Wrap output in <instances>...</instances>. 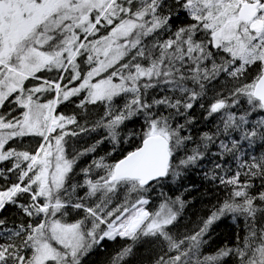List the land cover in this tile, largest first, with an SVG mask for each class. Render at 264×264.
<instances>
[{
  "label": "snow or ice",
  "instance_id": "1",
  "mask_svg": "<svg viewBox=\"0 0 264 264\" xmlns=\"http://www.w3.org/2000/svg\"><path fill=\"white\" fill-rule=\"evenodd\" d=\"M63 104L80 111L57 112ZM97 105L103 114L89 127ZM195 109L216 117L215 131L193 135ZM97 129L105 135L95 144L69 151L68 138ZM105 140L112 151L77 168ZM257 145L264 0H0V179L15 175L0 189V213L13 205L27 217H0V264H86L117 238L127 243L110 264H134L145 243L157 245L152 264H264ZM206 161V178L230 191L198 230L179 233L186 201L161 192L152 209L149 194ZM74 212L84 216L69 222ZM226 216L239 222L235 243L206 254L211 226Z\"/></svg>",
  "mask_w": 264,
  "mask_h": 264
},
{
  "label": "trees",
  "instance_id": "2",
  "mask_svg": "<svg viewBox=\"0 0 264 264\" xmlns=\"http://www.w3.org/2000/svg\"><path fill=\"white\" fill-rule=\"evenodd\" d=\"M41 76L48 78H54L55 73H41ZM79 99V98H74ZM71 106L70 104L68 105ZM73 106V104H72ZM74 107V106H73ZM103 106H89L90 118H92V123L94 120L98 119L103 114ZM195 114L198 117L197 127L195 128L193 135H197L203 131H215L216 117L212 120L204 121L202 119L203 110L195 109ZM64 112L69 113V109ZM63 112V113H64ZM65 114V113H64ZM131 127V125L129 126ZM139 125H137V128ZM105 135L103 129H97L92 131L91 137L86 140V143L91 141V145L95 144L98 139H101ZM78 139V138H77ZM36 139H33L30 143L25 144V147L32 146V149L36 147V143L33 144ZM77 143H74L76 146ZM132 146L131 141L128 144L121 145V149L124 151L128 150ZM112 151V145L105 140L104 143L100 144L96 148V152L88 157V160L93 158V156H104ZM251 154L261 155L264 154V147L257 145ZM123 151L117 150L113 155L109 157L111 161H116L122 158ZM248 157H245L247 159ZM228 164L226 167L235 170V161L231 157L226 158ZM90 160V161H91ZM90 163V162H89ZM87 166V165H86ZM84 165V167H86ZM3 167V165H0ZM79 168V167H77ZM212 164L210 162H205L203 168L193 169L189 171L185 176H183L179 181L169 182L157 189H154L149 195L151 197L152 203L149 208L155 209L158 207L164 199L160 195L161 192L169 197L175 198L176 196L182 197L186 201V206L183 213L177 222V230L179 233L190 234L198 230L202 225L203 220L206 219L214 206H219V204L227 197L230 191L225 186L220 185L217 181L210 180L204 175L205 172L210 171ZM231 174V173H229ZM79 179V175L77 176ZM15 180V175H11L8 181L0 179V188H4ZM28 197L25 195L22 202H27ZM120 201V197H117L116 203ZM84 214L82 212H74L67 220L73 222L77 219H82ZM0 217L6 218L9 223L12 222H22L26 221L27 217H24L21 210L13 205H8L5 210L0 213ZM237 223H233L232 219L228 216L215 222L208 233L206 239L208 243L204 247V252L206 254H212L220 247L225 244L231 245L235 243V236L237 232ZM210 237V238H209ZM127 243V241L117 238L116 240H105L102 242V246L95 247L88 257H86V264H110L111 258ZM157 251V245L152 243H145L144 245L138 246L135 257H133L134 264H152L155 253Z\"/></svg>",
  "mask_w": 264,
  "mask_h": 264
},
{
  "label": "rangeland",
  "instance_id": "3",
  "mask_svg": "<svg viewBox=\"0 0 264 264\" xmlns=\"http://www.w3.org/2000/svg\"><path fill=\"white\" fill-rule=\"evenodd\" d=\"M42 73H45V72H42ZM28 83L32 84L33 81H29ZM47 98H49V97L46 96L45 99H47ZM63 105H61L60 107L62 108ZM64 113H65V115H70L68 112H64ZM81 123H85V121H83ZM87 139H89V137L87 136V133H83L81 136L78 137L77 142H73V143H77L76 146L73 143L71 144L70 141H69V146H70L69 147V151L70 152L83 151L85 148L90 147L91 146V141L86 143ZM35 143H36V141L33 144H35ZM29 149H32V146H30ZM88 157H90V155H86V156L81 157L79 159V161H78L77 167H82L84 165L86 166L91 160V159L88 160ZM0 189H2V188H0Z\"/></svg>",
  "mask_w": 264,
  "mask_h": 264
},
{
  "label": "flooded vegetation",
  "instance_id": "4",
  "mask_svg": "<svg viewBox=\"0 0 264 264\" xmlns=\"http://www.w3.org/2000/svg\"><path fill=\"white\" fill-rule=\"evenodd\" d=\"M68 105H69V104H64L63 107H65V108L68 107V109H69V114H70V115L73 114V113H77V114L79 113L80 110L77 109V108L75 107L74 104H73L74 107L72 106V104H70V105H71L70 107H69ZM77 119L80 120L81 122L84 121L83 117H81L80 115L77 116ZM87 124H88L89 127H91V124H92V118H90V114L88 115ZM71 127H75V126L73 125V126H71ZM91 135H92V132H88V133H87V136H88V137H91Z\"/></svg>",
  "mask_w": 264,
  "mask_h": 264
}]
</instances>
